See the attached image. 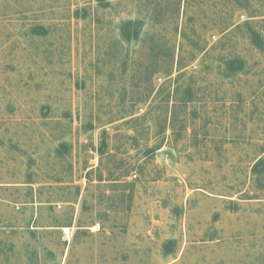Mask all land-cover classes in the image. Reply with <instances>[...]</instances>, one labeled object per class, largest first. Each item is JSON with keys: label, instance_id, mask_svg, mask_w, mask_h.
<instances>
[{"label": "rangeland", "instance_id": "374dc122", "mask_svg": "<svg viewBox=\"0 0 264 264\" xmlns=\"http://www.w3.org/2000/svg\"><path fill=\"white\" fill-rule=\"evenodd\" d=\"M264 0H0V264H264Z\"/></svg>", "mask_w": 264, "mask_h": 264}, {"label": "trees", "instance_id": "16d2710c", "mask_svg": "<svg viewBox=\"0 0 264 264\" xmlns=\"http://www.w3.org/2000/svg\"><path fill=\"white\" fill-rule=\"evenodd\" d=\"M263 164L264 162L261 159H258V161L254 164L252 171L255 172L257 168Z\"/></svg>", "mask_w": 264, "mask_h": 264}]
</instances>
